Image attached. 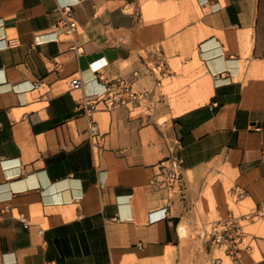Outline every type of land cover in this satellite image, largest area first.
I'll list each match as a JSON object with an SVG mask.
<instances>
[{"label":"crops","instance_id":"1","mask_svg":"<svg viewBox=\"0 0 264 264\" xmlns=\"http://www.w3.org/2000/svg\"><path fill=\"white\" fill-rule=\"evenodd\" d=\"M118 77L145 94L93 114L95 150L79 100ZM0 204V264H117L246 213L264 264V0H0Z\"/></svg>","mask_w":264,"mask_h":264},{"label":"built area","instance_id":"2","mask_svg":"<svg viewBox=\"0 0 264 264\" xmlns=\"http://www.w3.org/2000/svg\"><path fill=\"white\" fill-rule=\"evenodd\" d=\"M60 15L52 22L51 26L61 32L72 35L77 32V24L73 17L71 6L65 5L58 9ZM159 75L166 73L163 62L155 65ZM154 69V70H155ZM136 72L133 73L134 77ZM104 80V78H100ZM159 83V82H158ZM80 85L73 83V87ZM145 92H138L133 88V78L118 77L113 80H105L102 89L89 94H84L79 100L83 113L89 117L88 131L92 147L97 149L102 140L93 114L97 111H108L121 106L134 103L143 97ZM167 142L168 137L164 136ZM183 172V159L179 152L170 155L159 162V170L152 177L151 182L159 189H170L176 185ZM5 212V207L0 204V221ZM253 213L238 216L228 214L222 219L209 223V229H204L202 234L209 237L213 243L223 247L228 264H242L241 253L251 248L250 240L247 238L245 225L251 219ZM222 258H217L216 264H222ZM224 263V262H223Z\"/></svg>","mask_w":264,"mask_h":264},{"label":"rangeland","instance_id":"3","mask_svg":"<svg viewBox=\"0 0 264 264\" xmlns=\"http://www.w3.org/2000/svg\"><path fill=\"white\" fill-rule=\"evenodd\" d=\"M192 92L195 95V83L192 85ZM180 93L179 90L173 92L172 98L179 96ZM184 228L182 235L178 233L176 243L159 252L129 254L117 264H216L217 258H222L224 264L228 262L223 247L213 243L209 237L202 234L204 229H209V226H184ZM244 229L245 231L251 230L247 227Z\"/></svg>","mask_w":264,"mask_h":264},{"label":"bare ground","instance_id":"4","mask_svg":"<svg viewBox=\"0 0 264 264\" xmlns=\"http://www.w3.org/2000/svg\"><path fill=\"white\" fill-rule=\"evenodd\" d=\"M183 232H184V230H183V228H181V229H180V233L183 234Z\"/></svg>","mask_w":264,"mask_h":264}]
</instances>
